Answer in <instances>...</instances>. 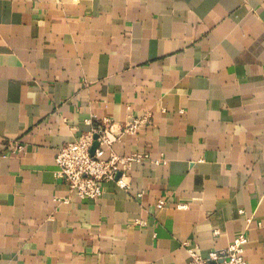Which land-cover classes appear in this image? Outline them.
Returning <instances> with one entry per match:
<instances>
[{"label":"crops","instance_id":"crops-1","mask_svg":"<svg viewBox=\"0 0 264 264\" xmlns=\"http://www.w3.org/2000/svg\"><path fill=\"white\" fill-rule=\"evenodd\" d=\"M147 114L113 150L163 162L69 195L58 151ZM240 233L264 264V0H0V264H189Z\"/></svg>","mask_w":264,"mask_h":264},{"label":"built area","instance_id":"built-area-1","mask_svg":"<svg viewBox=\"0 0 264 264\" xmlns=\"http://www.w3.org/2000/svg\"><path fill=\"white\" fill-rule=\"evenodd\" d=\"M150 120L151 115L147 114L141 118H130L120 127L110 119L103 120L58 151L55 157L56 179L66 185L69 195L79 200L100 199L108 183H115L120 190L128 192L130 186L127 174L133 164L149 161L158 165L163 161L152 159L146 153L118 155L113 146L123 135H136L142 127L150 124ZM94 143L97 146L92 150ZM7 150L11 154H17L23 152V146L19 143H8ZM141 196L139 194L138 198ZM155 207L162 210L165 202L160 200ZM184 207L179 205L177 208ZM247 243L246 233H240L226 249L212 251L206 258H202L196 248H190L187 250L189 264H247L244 258V247Z\"/></svg>","mask_w":264,"mask_h":264},{"label":"water","instance_id":"water-1","mask_svg":"<svg viewBox=\"0 0 264 264\" xmlns=\"http://www.w3.org/2000/svg\"><path fill=\"white\" fill-rule=\"evenodd\" d=\"M96 146H97V144H96V143H94V145H93V149H92V150H94V149L96 148Z\"/></svg>","mask_w":264,"mask_h":264}]
</instances>
